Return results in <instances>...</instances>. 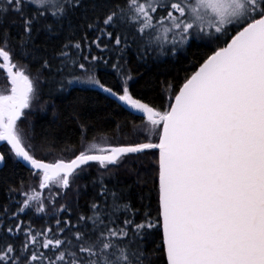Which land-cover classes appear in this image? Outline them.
I'll return each instance as SVG.
<instances>
[{"label": "snow or ice", "instance_id": "snow-or-ice-1", "mask_svg": "<svg viewBox=\"0 0 264 264\" xmlns=\"http://www.w3.org/2000/svg\"><path fill=\"white\" fill-rule=\"evenodd\" d=\"M29 6L35 15L26 13ZM76 6L78 0H0V45L7 43L3 29L9 13L21 19L30 35L35 16H63ZM161 9L165 14L159 23L167 20L171 28L180 29L182 40L192 31L203 32V25L217 34L235 25V35L187 80L169 111L160 112L133 98L126 83L117 93L89 77L90 83L142 114V119L146 116L153 129L160 128L159 143L98 149L108 154L82 151L68 162L44 163L36 158L34 147L26 143L27 133L17 125L21 110L29 107L32 81L22 72L12 74L11 69V95H0V142L7 143L15 158L43 172L42 188L49 182L67 188L69 177L89 162L106 166L117 163L120 155L159 149V212L167 264H264V0H189L187 4L184 0H117L104 13L103 24L112 26L125 19L138 22L143 32L153 27L152 14ZM115 43L121 44L120 36ZM0 58L10 62L3 46ZM91 147L96 149V145ZM4 162L5 155L0 153V165ZM35 199L26 198L19 210L30 207V200ZM43 210L42 206L38 209ZM85 219L91 218L81 217ZM97 224L102 225L98 234L78 231V249L60 251L48 264L64 262L66 256L72 257L67 264H152L146 247L125 240L129 230L139 235L154 227L152 223L127 219L125 227L113 230L97 210L93 225ZM19 230V225L7 228L8 233ZM37 235L22 245L26 256L13 243L0 242V264H36L41 256L31 245ZM64 244L52 238L41 246L59 250Z\"/></svg>", "mask_w": 264, "mask_h": 264}, {"label": "trees", "instance_id": "trees-1", "mask_svg": "<svg viewBox=\"0 0 264 264\" xmlns=\"http://www.w3.org/2000/svg\"><path fill=\"white\" fill-rule=\"evenodd\" d=\"M116 2L78 0V6L70 7L63 16H35L30 35L25 33L17 15L8 14L3 29L7 43L0 46L9 51L10 60L24 69L26 73L20 70L35 87L19 122L36 158L54 159L51 162L64 160L61 156L72 159L84 139L99 135L118 138L122 144L158 143L160 128L153 129L146 118L125 109L90 83L89 77L99 79L116 92L126 83L133 98L160 112L168 111L183 81L235 32V25L221 34L207 27L203 32L192 31L182 40L180 29L170 27L164 32L169 27L159 23L165 14L162 9L152 14L153 27L143 32L138 22L125 19L106 26L104 13ZM25 11L35 15L31 6ZM109 32L113 35L109 36ZM116 36L121 37L120 45L115 43ZM2 73L0 69V76ZM8 149L6 142L0 144V152L5 155L0 166V242L13 243L26 256L22 245L32 234H39L31 248L41 256L36 264H48V259L54 260L60 251L71 253L78 249V231L99 233L102 225H93L98 210L113 230L125 227L127 219L152 223L154 227L139 235L129 230L125 240L146 247L152 264H167L159 212L157 149L121 155L117 163L106 166L89 162L69 177L67 188L55 187L56 192L48 195L33 178L38 171L29 170ZM32 195L37 199L30 200V207L21 212L22 202ZM41 206L44 210L38 211ZM16 225L20 226L19 231L7 232V228ZM52 238L65 244L59 250L42 248V242ZM110 239L117 241L115 237ZM70 258L66 256V261L56 264H67Z\"/></svg>", "mask_w": 264, "mask_h": 264}, {"label": "rangeland", "instance_id": "rangeland-1", "mask_svg": "<svg viewBox=\"0 0 264 264\" xmlns=\"http://www.w3.org/2000/svg\"><path fill=\"white\" fill-rule=\"evenodd\" d=\"M166 1V0H165ZM184 3L187 4L189 3V0H184ZM174 15L176 17L179 16V13H174ZM164 25L167 27L170 28V22L169 21H165L164 22ZM204 27V30H206L207 28V25H203ZM168 28V29H169ZM176 29V28H175ZM166 29H164V32H165ZM176 31V30H175ZM177 31H179V29H177ZM167 32V30H166ZM0 64H4V60L3 58H1L0 60ZM5 65V64H4ZM10 65L12 66V68L16 71V72H22L24 71L23 68H21L19 66V64H17L15 61L13 60H10ZM0 69L3 70V73H2V76H0V95H11V88H12V83L8 77V75L6 74L5 70H4V67H0ZM22 71H21V70ZM25 72V71H24ZM23 73V72H22ZM26 73V72H25ZM24 74V73H23ZM80 80V79H78ZM74 81V80H73ZM33 84V83H32ZM33 89L35 90V87H34V84H33ZM34 94V91L32 94H30V100L32 99V96ZM25 109L22 110V114L21 116L23 115V112H24ZM20 116V117H21ZM19 117V118H20ZM17 125L20 129L21 128V124L19 122V119L17 120ZM122 143H120L119 139L118 138H111L110 136H107V135H99V136H96L95 138H92V139H84L81 143V146L78 150V154L82 151H88V153H101L100 151H98V149H110L111 147H114L116 145H121ZM92 145H96V149H92ZM62 159L64 160H68V156H61ZM48 162H51V161H54V159L50 158V159H47ZM33 171V170H31ZM39 172V175H37L36 173L37 172H34L33 175L35 174L36 177H33L35 178V182H37V185H39L38 187L39 188H42L40 185L43 181V177H42V174L40 173L41 171H38ZM48 187V190L45 191V188ZM55 187H60L58 186L56 183L54 182H49L45 187H43V191L45 194H53L55 193ZM42 194V193H41ZM33 195H36V194H33ZM32 195V196H33Z\"/></svg>", "mask_w": 264, "mask_h": 264}, {"label": "water", "instance_id": "water-1", "mask_svg": "<svg viewBox=\"0 0 264 264\" xmlns=\"http://www.w3.org/2000/svg\"><path fill=\"white\" fill-rule=\"evenodd\" d=\"M233 35H235V32L231 35V37L233 36ZM231 37L227 40V41H229L230 42V39H231ZM223 46H225V44L224 45H222V46H220V47H223ZM220 47H218V48H216L215 50H218ZM215 50H213L208 56H210V55H212V54H214V51ZM207 56V57H208ZM207 57L205 58V59H203L202 60V62L201 63H199L198 65H197V67L191 72V74L183 81V83L179 86V88H178V90L176 91V93H175V95H177L178 93H179V90L183 87V85L187 82V80L188 79H190L193 75H195V73L197 72V71H199V68L201 67V65L204 63V61L207 59ZM4 64H5V66H4V70H5V72H6V74L8 75V77H9V79H10V81H11V75H10V73H9V69H11V73L12 74H15L16 73V71L12 68V66L10 65V62H5L4 61ZM116 92V91H115ZM117 93H119V92H117ZM175 95H174V97H173V99H172V101H171V104H173L174 102H175ZM117 101H118V99H116ZM142 101V100H141ZM125 109H127V110H129L130 112H132L133 114H136V115H138V116H142V114H140V113H138V112H136L135 110H132V109H130L128 106H125L124 104H123V102H120V101H118ZM142 102H144V101H142ZM170 104V105H171ZM150 106H152V105H150ZM155 109L156 110H158L156 107H155ZM23 110V109H22ZM22 110H21V114H22ZM170 110V107L168 108V111ZM159 111V110H158ZM21 116V115H20ZM144 118H146V116H144ZM147 119V118H146ZM2 142H0V144H1ZM159 143V142H158ZM126 145H132V144H121V145H116V146H114V147H118V146H126ZM112 148V147H111ZM157 151H158V171H159V149H157ZM1 153V152H0ZM89 154H108V152H101V153H89ZM79 155V154H78ZM121 156V155H120ZM75 157H73L72 159H74ZM29 170H33V171H40V170H36V169H33L27 162H25V161H23L22 159H19ZM71 159H69V160H63V161H65V162H68V161H70ZM43 161V160H42ZM58 161H60V160H57V161H55V162H48V161H43L44 163H56V162H58ZM0 166H2V165H0ZM42 172V171H41ZM43 173V172H42ZM158 199H159V184H158ZM159 208H160V204H159ZM160 220H161V230H162V238H163V227H162V217L160 216ZM163 245H164V240H163ZM164 251H165V245H164ZM165 256H166V251H165ZM166 262H167V259H166Z\"/></svg>", "mask_w": 264, "mask_h": 264}, {"label": "flooded vegetation", "instance_id": "flooded-vegetation-1", "mask_svg": "<svg viewBox=\"0 0 264 264\" xmlns=\"http://www.w3.org/2000/svg\"><path fill=\"white\" fill-rule=\"evenodd\" d=\"M111 96V95H110Z\"/></svg>", "mask_w": 264, "mask_h": 264}]
</instances>
